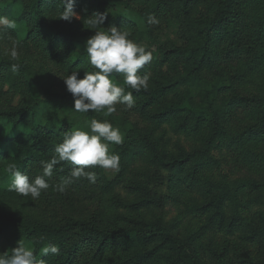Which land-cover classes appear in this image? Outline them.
Returning a JSON list of instances; mask_svg holds the SVG:
<instances>
[{
	"label": "rangeland",
	"instance_id": "1",
	"mask_svg": "<svg viewBox=\"0 0 264 264\" xmlns=\"http://www.w3.org/2000/svg\"><path fill=\"white\" fill-rule=\"evenodd\" d=\"M100 1L115 10L75 0L80 19L67 22L59 19L61 0H43L40 14L34 12L33 0H0V16L17 23L15 30L0 31V114L31 110L25 117L0 119V145L8 151L0 166L14 163L35 178L64 134L77 128L87 131L92 119L108 120L124 136L122 144L110 145L120 156L119 169H98V202L86 200L85 179L75 180L63 193L50 186L37 200L8 191L9 180L0 189V218L60 226L70 216H82L108 230L157 222L165 237L170 234L186 243L201 264H264V0ZM228 3L250 56H232L222 38L228 23L208 43L203 41L204 24ZM96 12L107 13L103 28L128 30L131 39L153 52L151 63L140 70L150 73L147 89H131L124 85L123 74H113L118 85L132 92L135 105L126 109L117 104L110 115L106 109L74 111L63 81L72 71L80 72L78 78L95 71L85 42L94 35L87 20ZM119 15L137 21L116 25L111 18ZM150 16L159 23L150 25ZM12 40L19 45L17 60L6 51ZM12 64L19 65L15 73ZM157 89L164 90L159 102L143 109L145 94ZM241 99L251 104L240 107ZM204 102L214 106V121L185 114L152 118L172 105ZM133 130L149 143L123 150ZM30 147L34 156L24 162ZM71 168L69 162L58 164L50 185L68 177ZM70 244L73 264H172L173 250L161 238L133 245L102 239H74ZM5 252L10 253V245L0 237V254ZM146 253L150 257L141 260Z\"/></svg>",
	"mask_w": 264,
	"mask_h": 264
},
{
	"label": "clouds",
	"instance_id": "2",
	"mask_svg": "<svg viewBox=\"0 0 264 264\" xmlns=\"http://www.w3.org/2000/svg\"><path fill=\"white\" fill-rule=\"evenodd\" d=\"M63 10L59 19L71 22L73 18L80 19L75 11V0H61ZM107 13H93L87 23L94 35L85 42V51L90 65L95 71L84 72L83 78L79 71H72L63 81L67 91L74 100V111L86 114L89 111L106 114L115 112L116 105H124L131 109L135 105L132 92L118 85L113 77L114 73H121L124 77V85L140 91L149 87L150 73H141L140 70L153 60V52L146 46L131 39L128 30L115 26L103 28ZM148 23L158 24L159 20L150 16ZM17 23L14 19L0 16V31L4 29L15 30ZM103 29V30H100ZM18 42L12 40L11 48L6 50L12 60H17ZM55 63V62H54ZM19 69L18 64H12L13 73ZM124 136L118 127H114L108 120L92 119L88 124V130L77 128L64 134L63 141L55 146V154L50 160L42 161V174L30 178L27 173H22L16 164H9L5 171L10 175L11 183L7 190L16 192L23 197L31 196L32 200L40 198L42 192H46L50 186L58 192H65L75 180L86 178L90 183H95L97 175L88 171L90 166H98L102 169L118 170L120 156L113 151L110 145H120ZM61 162H69L72 165L70 175L62 178L59 183L50 185L49 179L53 176L54 168ZM60 252L56 244L48 243L40 249L39 256L33 246L23 240L17 242V247L0 254V264H46L43 257L49 254L58 255Z\"/></svg>",
	"mask_w": 264,
	"mask_h": 264
},
{
	"label": "trees",
	"instance_id": "3",
	"mask_svg": "<svg viewBox=\"0 0 264 264\" xmlns=\"http://www.w3.org/2000/svg\"><path fill=\"white\" fill-rule=\"evenodd\" d=\"M87 1H90L93 5L96 4L99 7L103 6V9L106 8L110 11L115 10V6L107 4L105 7V3L101 2L100 0ZM42 2L43 0H33L32 7L34 8V12H36V14L41 13ZM222 7L223 9L221 8L222 10H220L216 17L209 19L204 24L203 30L201 31V34H203V41H205V44L208 43L212 39L213 32L224 23H228L230 27H228L222 34V38L227 42L232 56L235 58L250 56L251 48L250 46L246 45L244 37L240 34L236 20H233V6L231 3H228ZM111 19L116 25L121 24L126 26L135 25V21H137V18L131 15H119V17H112ZM210 86L212 87V85ZM163 93V89L147 92L145 95H148V98L143 109H146V107L150 106L151 104L158 103ZM61 99L65 101L67 100L65 96L61 97ZM249 104H251V100L249 99H241L238 103L240 107H247ZM212 110H214V106L208 102H204L202 105L198 106L190 104L172 105L163 109L159 113H155L152 118L162 119L171 115L185 114V116L188 117L196 116L198 119L214 121L216 116L213 115ZM30 112V108H27L21 111L2 113L0 114V119L10 120L19 115L21 117H25ZM253 128L254 126L245 128L244 133L247 134L251 132ZM50 133L54 132L51 131ZM130 134L129 145L127 144L126 148L124 147L123 150L131 148L133 145H137V142L140 143V147H144L146 144L148 145L149 142L144 141L142 134H140L137 130H133ZM4 147V145H0V159L2 156L8 154V151L4 150ZM33 151L34 150L31 147L26 150L24 154L26 157L23 159L24 162L29 160L31 157L33 158ZM123 153H125V151ZM156 157L160 164L167 167L168 164H165V162L159 156ZM173 165H178V162H175ZM6 167L7 166H0V189H3L4 186L8 184V181L11 180L10 175L5 171ZM98 169V166H90L87 170L95 172L98 177ZM81 179H85L86 184L89 186V195L87 196L86 200L91 204L101 200L102 188L97 183V180L93 184L90 183L86 178ZM0 237L5 238L8 241L10 245V253L11 249L17 247V242L20 240H23L26 244L33 246L34 251L38 256L40 254V249L44 245L48 243L56 244L59 247L60 252L58 255L49 254L48 256L43 257L46 260V264H73L74 256L71 254L72 247L70 242L74 239L76 241L79 239H102L103 241L114 240L125 245H133L138 242L146 243L155 238H161L165 245H168L172 248V264H201L194 252L187 251L186 243L184 244L180 240L178 241L172 238L170 234L165 237L162 234V228L157 222L146 224L144 227H128L108 230L100 228L94 221L82 216H70L69 220L64 225L60 226L48 225L38 222H26L20 219L12 218L10 216H5V218H0ZM149 257L150 254L146 253L141 257V260H146Z\"/></svg>",
	"mask_w": 264,
	"mask_h": 264
}]
</instances>
